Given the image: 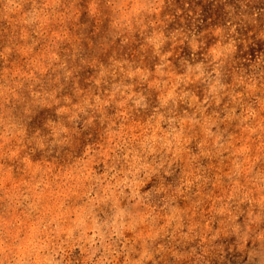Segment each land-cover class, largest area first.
Returning <instances> with one entry per match:
<instances>
[{
  "label": "rangeland",
  "instance_id": "1",
  "mask_svg": "<svg viewBox=\"0 0 264 264\" xmlns=\"http://www.w3.org/2000/svg\"><path fill=\"white\" fill-rule=\"evenodd\" d=\"M0 264H264V0H0Z\"/></svg>",
  "mask_w": 264,
  "mask_h": 264
}]
</instances>
